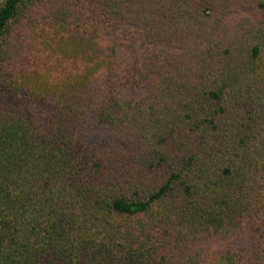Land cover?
I'll return each mask as SVG.
<instances>
[{
	"label": "trees",
	"instance_id": "16d2710c",
	"mask_svg": "<svg viewBox=\"0 0 264 264\" xmlns=\"http://www.w3.org/2000/svg\"><path fill=\"white\" fill-rule=\"evenodd\" d=\"M226 1L4 0L0 264H264V0ZM198 3L214 23L152 36ZM223 3L256 13L230 30Z\"/></svg>",
	"mask_w": 264,
	"mask_h": 264
},
{
	"label": "rangeland",
	"instance_id": "374dc122",
	"mask_svg": "<svg viewBox=\"0 0 264 264\" xmlns=\"http://www.w3.org/2000/svg\"><path fill=\"white\" fill-rule=\"evenodd\" d=\"M222 1L227 2L226 0H222ZM3 2H4V0H0V6L3 4ZM255 3H256V0H255ZM254 4H248L247 3L246 5L244 4L243 6L242 5L236 6L235 5L233 7V9H237V10L233 14L230 12V6H226V4H224V3L222 4V6H223L222 12H224V16H225L224 19H226V21H227L226 23L229 26L230 30L233 27L237 28L239 25H241L243 23V21L247 20V18L252 17L256 13L255 7L253 6ZM187 8H189V9H187ZM182 9L183 10L179 9L180 11L176 10L175 11L176 13L167 14L166 18L167 19L170 18L169 20L171 21V23H167L165 21H162L159 25V28L157 29V31L154 34H152L150 32L151 31L150 28H152V25L154 23L150 19H151L152 14L156 16L155 13H150L148 18H140V19H142L143 22H141V23L138 22L136 24V26L140 27V30H142L140 32L145 34V38L147 40L151 41V39H153L152 36L158 35V36H156V39H159L160 41H166V40L169 41V40H174L173 38L176 36V32H174V29L171 28V25L177 26L178 24L186 23V21H188V17H190L192 15H193V19H192L191 23H197V21L200 19V16H201V20H206V22L208 20H210V21L213 20V23L215 22L214 21L215 11L213 9L208 10V7L206 5H200L199 3L197 5L191 4L190 7L188 5V7L182 8ZM214 9L217 10V8H214ZM208 13L211 14L210 17L207 16ZM187 14H189V16ZM203 16H205L207 19H205ZM246 16H247V18H246ZM211 17H213V18H211ZM208 23L213 24L210 22H208ZM251 23H253V22H251ZM251 23H248V25H250ZM197 30H199L200 36H201L200 29L197 28ZM151 34H152V36H151ZM186 39H188V38L186 37ZM173 48H175L174 56L177 57L178 59L182 58L184 56L185 51L189 52L192 49L190 47V45L187 44L186 40L182 41L181 45H175ZM71 51H74L73 47H71ZM169 68H171L174 71V69H176V64H173V65L170 64ZM146 127H147L146 130H147L148 135L150 137L158 136L160 133L165 131L164 126L160 125L157 122L151 123L150 125L148 124ZM84 135H85V140H86L85 143H87L88 145H90L92 147L98 146V148H99L103 145H110V147H111L112 144H115V146L116 145L121 146V143H125L126 146L130 149V150L125 149L123 151L124 152V160H126V161H128L127 158L130 157V153H133L135 150H137L136 147H140V144H139L140 138H137V137L125 138L123 135L120 136L119 134H117L115 132L114 126L107 125L106 123L102 122L99 119L98 120L96 119L95 121L91 122L88 130L84 133ZM137 135L140 136L138 133H137ZM161 140H163L162 136L153 140V143H152L151 147L147 150L146 154L151 153L152 150L154 149V147L158 146L157 143ZM133 160H134V157L132 160H130V162L132 163ZM167 168L170 169V167L167 164L160 166L157 169V172L160 171L162 173V171H164V169H167ZM132 191H134V190H130V193Z\"/></svg>",
	"mask_w": 264,
	"mask_h": 264
}]
</instances>
